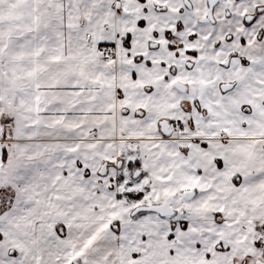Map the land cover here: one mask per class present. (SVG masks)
Wrapping results in <instances>:
<instances>
[{"label": "snow or ice", "instance_id": "snow-or-ice-1", "mask_svg": "<svg viewBox=\"0 0 264 264\" xmlns=\"http://www.w3.org/2000/svg\"><path fill=\"white\" fill-rule=\"evenodd\" d=\"M0 264H264V0H0Z\"/></svg>", "mask_w": 264, "mask_h": 264}]
</instances>
